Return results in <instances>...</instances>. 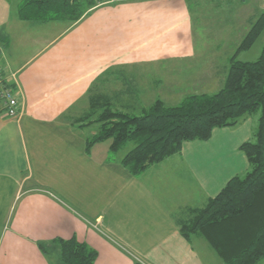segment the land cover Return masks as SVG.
I'll return each instance as SVG.
<instances>
[{
  "label": "crops",
  "instance_id": "crops-1",
  "mask_svg": "<svg viewBox=\"0 0 264 264\" xmlns=\"http://www.w3.org/2000/svg\"><path fill=\"white\" fill-rule=\"evenodd\" d=\"M20 1L0 0V67L21 110L8 118L0 103V264H49L37 244L73 237L96 252L94 264H217L178 225L248 170L240 147L252 120L185 142L134 177L119 163L128 150L110 156L109 141L87 144L99 127L85 117L93 95L114 101L123 83L136 101L126 69L174 66L194 81L214 70L223 85L243 34L224 30L197 50L201 5L191 0L100 5L74 24L23 22Z\"/></svg>",
  "mask_w": 264,
  "mask_h": 264
},
{
  "label": "trees",
  "instance_id": "trees-1",
  "mask_svg": "<svg viewBox=\"0 0 264 264\" xmlns=\"http://www.w3.org/2000/svg\"><path fill=\"white\" fill-rule=\"evenodd\" d=\"M100 5L102 0H21L17 17L23 22L74 24ZM263 32L264 14L251 25L230 58L217 93L190 95L176 106L156 100L140 109L139 115H132L140 107L134 108L131 87L123 83L124 88L114 93V101L110 95H93L85 117L99 127L88 139L89 146L109 141L113 156L127 144L133 145L125 148L128 152L119 163L134 177L179 154L185 142L207 141L216 128H236L245 119L252 120V135L240 147L248 170L230 179L206 206L189 211L188 219L178 225L186 240L198 237L206 241L222 264H258L264 259V46L255 61L236 60ZM37 247L49 264H94L97 259L93 249L74 237Z\"/></svg>",
  "mask_w": 264,
  "mask_h": 264
},
{
  "label": "rangeland",
  "instance_id": "rangeland-1",
  "mask_svg": "<svg viewBox=\"0 0 264 264\" xmlns=\"http://www.w3.org/2000/svg\"><path fill=\"white\" fill-rule=\"evenodd\" d=\"M195 1L196 4L198 3L201 5L199 11L194 13V20L197 22L195 24L198 37L196 41L197 50H202L203 38L206 39L205 41L209 40L210 44L213 45L217 37L221 32L223 33L224 30H234L244 36V34L248 32L250 26L248 18H252L255 15L256 18H258L260 15L264 14V0H191L193 7ZM235 42L233 38L232 44H228L229 46L227 45L225 47V51L228 52L229 50H233V48H235ZM263 46L264 32L256 40V44L250 51L242 53L241 60L255 61L260 55V50ZM189 67H191V64L185 68L189 70ZM154 68L155 67L148 68L147 70L144 69V71L137 67L125 70L127 77L129 79L132 78L133 82H135V91L138 95L135 104L140 107L136 109V111L133 110L134 112L132 115H139L140 109L152 106L156 100H160V102L166 106H176L180 101L190 95H201V93L212 95L213 93L219 92L222 87L220 82L221 76L216 75L218 73L214 70H212L211 73H209V71L200 72L204 73L205 76H207V74L211 75L209 78L207 77L208 79L194 81L189 78V71L187 73L184 71L179 72L180 68L177 70L174 69V66H165V68L162 66L157 68L158 70ZM200 73L196 72V75ZM120 85L121 83L119 82L118 84H113V87L109 86L108 90L105 88L106 90L102 91L109 93L111 91L120 90ZM131 146L133 145L127 144L126 147L130 148ZM125 148H123L124 151ZM214 256L216 263L222 264L215 253ZM203 258H206L204 254ZM260 262H264V259ZM260 262L258 264H261ZM207 263L211 264L209 260Z\"/></svg>",
  "mask_w": 264,
  "mask_h": 264
},
{
  "label": "built area",
  "instance_id": "built-area-1",
  "mask_svg": "<svg viewBox=\"0 0 264 264\" xmlns=\"http://www.w3.org/2000/svg\"><path fill=\"white\" fill-rule=\"evenodd\" d=\"M139 0H102V5H116L120 3L137 2ZM0 103L2 104L5 116L12 119H18L21 114L20 102L15 97V88L12 87L4 76L0 67Z\"/></svg>",
  "mask_w": 264,
  "mask_h": 264
}]
</instances>
